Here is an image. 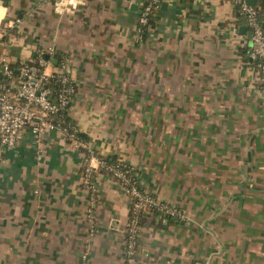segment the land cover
Segmentation results:
<instances>
[{"label": "crops", "instance_id": "crops-1", "mask_svg": "<svg viewBox=\"0 0 264 264\" xmlns=\"http://www.w3.org/2000/svg\"><path fill=\"white\" fill-rule=\"evenodd\" d=\"M144 1L60 11L54 0H0V24L17 19L0 53L23 62L53 47L66 58L76 82L69 115L89 150L132 164L188 220L146 214L129 259L122 183L96 168L90 222L88 148L54 129L37 140L27 128L13 146L0 140V264H264V75L239 51L248 30L230 0H161L140 34ZM166 93L191 111L198 100L205 117L143 123L142 107L164 113Z\"/></svg>", "mask_w": 264, "mask_h": 264}, {"label": "built area", "instance_id": "built-area-1", "mask_svg": "<svg viewBox=\"0 0 264 264\" xmlns=\"http://www.w3.org/2000/svg\"><path fill=\"white\" fill-rule=\"evenodd\" d=\"M83 0H54L57 10H74ZM239 5V12L245 16L246 26L250 32L247 41L250 42V56L256 61V69L264 75V26L259 17L257 0L250 4L246 0H233ZM161 0H145L138 15V29L143 34L149 25L151 11L159 8ZM17 19L8 17L4 24H0V44L6 42L10 29ZM239 29L237 28V32ZM49 54V58L46 57ZM52 57L57 58V69L48 72L47 67L53 64ZM53 47L49 49L36 48L35 54L22 62L17 78L13 76L10 65L11 58L7 52L0 53V69L9 78L8 82H0V140L2 143L13 146L21 137L25 129L40 140L47 130H57L68 139L74 141L78 147H87L88 140L80 132L78 125L68 120L70 104L76 91V82L71 76V67L66 58H58ZM39 66V67H38ZM51 76L60 83L58 91L48 85ZM55 92V96H54ZM87 154L82 169V183L92 190L86 217L93 222V205L97 198L95 192L94 174L96 168H105L108 174L119 180L129 197L130 215L125 228L124 248L129 259H132L137 249L143 223L141 218L148 213L158 217H172L179 221H187L188 215L178 204L159 200L156 196L142 187L141 180L135 167L122 158L114 162H107L94 151Z\"/></svg>", "mask_w": 264, "mask_h": 264}, {"label": "rangeland", "instance_id": "rangeland-1", "mask_svg": "<svg viewBox=\"0 0 264 264\" xmlns=\"http://www.w3.org/2000/svg\"><path fill=\"white\" fill-rule=\"evenodd\" d=\"M232 8L235 9V3L233 0H230ZM235 12V11H234ZM247 38L241 39V43L240 46H245L247 41ZM254 68L255 66L252 65ZM151 96V95H149ZM156 98L158 97L157 94H155ZM172 94L166 93L164 96V100H163V104L162 106L159 108V110L162 113L156 114L155 117L151 116V112L150 109H147L145 107H142L143 109L141 110V115L144 117V122L143 123H148V124H152L155 123V120H152V118H156V117H160L161 120H159V124L161 122H164L167 125H170V123L174 122L175 124L177 123L178 125L181 126H185L188 122L191 123L193 122V118H195V115H201L203 116V118L205 117V113L200 110V107L196 106L195 104H197L198 100H193V107L196 108V111H191L188 110V108L183 107L182 104L179 103V98H177V104L172 102ZM142 103H145V100H142ZM146 101L149 104H152L155 102L153 97H149L146 99ZM181 103H183V100H181ZM191 111V112H190ZM157 119V118H156ZM196 121V120H195ZM200 121V120H198ZM197 121V122H198ZM158 124V125H159ZM173 124V125H175ZM205 124V121H202V123L200 125ZM159 200H162L164 198H158Z\"/></svg>", "mask_w": 264, "mask_h": 264}, {"label": "trees", "instance_id": "trees-1", "mask_svg": "<svg viewBox=\"0 0 264 264\" xmlns=\"http://www.w3.org/2000/svg\"><path fill=\"white\" fill-rule=\"evenodd\" d=\"M257 7L259 8V17H260V19H261V21H262V24H263V26H264V0H257ZM159 9L158 8H155V9H153L152 11H151V14H150V21H149V25L148 26H150L151 24H153L154 23V21H155V18H156V16H157V11H158ZM234 11H235V14L240 18V21H242L243 22V24H245L246 25V19H245V16H243L240 12H239V5L238 4H235V9H234ZM148 26L146 27V28H148ZM145 28V30H144V32L143 33H145V31L147 30ZM247 34H248V32H250L249 31V29L247 28ZM239 51H240V53L242 54V56H244V60L246 61V62H248V63H250V64H252V65H254L255 66V68H256V61L250 56V52H251V45H250V42L248 41L247 43H246V45L245 46H240V48H239ZM59 59H61L60 57H58ZM10 65H11V67L13 68V76L15 77V78H17L18 76H19V73H20V68H21V65H22V62L20 61V60H17L16 62H10ZM39 67V66H38ZM9 81V78L6 76V75H2L1 77H0V82H8ZM48 85L51 87V88H53V90L54 91H58V89H59V87H60V83H58L57 81H56V77L55 76H51L50 78H49V80H48ZM2 92V89H0V93ZM54 96H55V92H54ZM71 106H72V103L70 104V106H68L69 107V109L71 108ZM66 118L68 119V120H70L71 121V116L69 115V113H68V115L66 116ZM80 134L84 137V138H86L85 137V135H84V133L83 132H80ZM87 139V138H86ZM87 154H89V151H87L86 152ZM102 158H104L107 162H114V161H116L117 160V158L116 157H114V156H106V157H102ZM100 169H102V170H104L106 173H108L107 172V170L105 169V168H100ZM141 185H142V187H144L143 186V184H142V182H141ZM130 215V214H129ZM161 218H167V219H169V220H175V218H172V217H161ZM144 220H145V216H143L142 218H141V222L143 223L144 222ZM136 252V251H135Z\"/></svg>", "mask_w": 264, "mask_h": 264}, {"label": "water", "instance_id": "water-1", "mask_svg": "<svg viewBox=\"0 0 264 264\" xmlns=\"http://www.w3.org/2000/svg\"><path fill=\"white\" fill-rule=\"evenodd\" d=\"M248 3H250V4H255V2H256V0H246ZM246 28H247V26L246 25H241L240 26V31L242 32V33H245L246 32ZM46 57L47 58H49V54H46ZM55 62H57V60L55 59ZM2 74H3V72H2V70L0 69V77L2 76Z\"/></svg>", "mask_w": 264, "mask_h": 264}]
</instances>
